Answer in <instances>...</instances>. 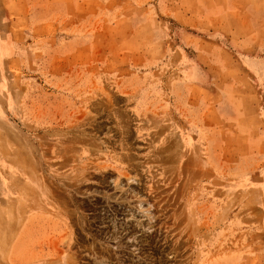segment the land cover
Wrapping results in <instances>:
<instances>
[{
	"label": "rangeland",
	"instance_id": "rangeland-1",
	"mask_svg": "<svg viewBox=\"0 0 264 264\" xmlns=\"http://www.w3.org/2000/svg\"><path fill=\"white\" fill-rule=\"evenodd\" d=\"M10 260L264 264V0H0Z\"/></svg>",
	"mask_w": 264,
	"mask_h": 264
},
{
	"label": "bare ground",
	"instance_id": "bare-ground-1",
	"mask_svg": "<svg viewBox=\"0 0 264 264\" xmlns=\"http://www.w3.org/2000/svg\"><path fill=\"white\" fill-rule=\"evenodd\" d=\"M181 140H183L184 141V143L186 144V145H188L189 144V140L187 141L185 138H183V136H182V139ZM111 171V170H110ZM129 180H132V181H134L135 180V178L134 179H131V178H129ZM61 195V194H60ZM64 195V194H63ZM74 196V195H73ZM64 197V196H63ZM145 203H147V202H144V200H138L137 201V207H136V211H137V213H138V215H140V220H137L136 221V227L138 228H140V230L141 231H144V230H146V226L147 225H144L143 224V219H145V220H147V219H151V213L149 212V208H144V204ZM128 219V218H127ZM128 220H131V221H134V216L130 213L129 214V219ZM25 221H26V219H25ZM21 223V222H20ZM25 224V223H24ZM21 226H23L22 224H21ZM20 226V227H21ZM24 229H25V227H24ZM27 229V228H26ZM25 229V230H26ZM34 229V228H33ZM24 230V231H25ZM17 232V231H16ZM22 233V232H21ZM26 233V232H25ZM25 233H22L23 235V237H24V234ZM18 234H20V233H18ZM14 236V235H13ZM11 237V235H10V241H9V249L12 251L13 250V248L15 247V243L17 242V240H18V236H16L15 238L14 237ZM26 236V235H25ZM31 237V236H30ZM27 239V238H26ZM35 239V238H34ZM20 240V239H19ZM20 242V241H19ZM25 243V242H24ZM19 247V246H18ZM15 249H17L16 247H15ZM14 249V250H15ZM28 250V249H27ZM12 253V252H11ZM10 253V254H11ZM14 253V252H13ZM24 255V254H23ZM15 256V255H14ZM9 257H11V256H9ZM12 258V257H11ZM10 259V258H9ZM33 263H29V264H37V262L39 263V262H42V261H40V260H37V261H32ZM10 264H11V260H10ZM41 264H49V263H41ZM102 264H106V263H102Z\"/></svg>",
	"mask_w": 264,
	"mask_h": 264
}]
</instances>
